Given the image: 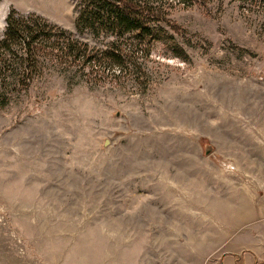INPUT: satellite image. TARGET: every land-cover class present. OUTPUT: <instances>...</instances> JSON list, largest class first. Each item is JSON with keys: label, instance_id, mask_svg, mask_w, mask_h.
Segmentation results:
<instances>
[{"label": "rangeland", "instance_id": "rangeland-1", "mask_svg": "<svg viewBox=\"0 0 264 264\" xmlns=\"http://www.w3.org/2000/svg\"><path fill=\"white\" fill-rule=\"evenodd\" d=\"M75 7L0 0V39L13 8L111 40L77 34ZM169 18L185 59L158 41L113 84L51 63L0 82V264H213L264 239V3Z\"/></svg>", "mask_w": 264, "mask_h": 264}, {"label": "trees", "instance_id": "trees-1", "mask_svg": "<svg viewBox=\"0 0 264 264\" xmlns=\"http://www.w3.org/2000/svg\"><path fill=\"white\" fill-rule=\"evenodd\" d=\"M208 1L76 0L77 34L90 32L95 38H110L103 47H91L40 16L17 15L12 8L0 39V82L6 87L8 80L14 78L17 81L12 91H27L44 65L51 63L64 70L89 68L93 82L113 84L129 75L128 65L133 60L148 58L151 45L158 41L169 43L172 52L185 59L187 53L167 31L180 30L170 20V11L175 6H206ZM229 1L264 3V0ZM7 101L2 105L6 106Z\"/></svg>", "mask_w": 264, "mask_h": 264}, {"label": "crops", "instance_id": "crops-1", "mask_svg": "<svg viewBox=\"0 0 264 264\" xmlns=\"http://www.w3.org/2000/svg\"><path fill=\"white\" fill-rule=\"evenodd\" d=\"M226 247L213 264H264L263 238L248 241L234 236L226 242Z\"/></svg>", "mask_w": 264, "mask_h": 264}, {"label": "water", "instance_id": "water-1", "mask_svg": "<svg viewBox=\"0 0 264 264\" xmlns=\"http://www.w3.org/2000/svg\"><path fill=\"white\" fill-rule=\"evenodd\" d=\"M208 152H209V150H208Z\"/></svg>", "mask_w": 264, "mask_h": 264}]
</instances>
